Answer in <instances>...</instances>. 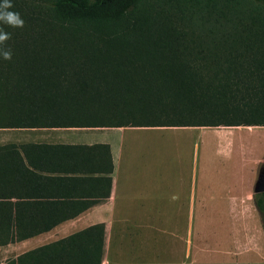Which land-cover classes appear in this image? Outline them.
<instances>
[{
  "label": "trees",
  "instance_id": "16d2710c",
  "mask_svg": "<svg viewBox=\"0 0 264 264\" xmlns=\"http://www.w3.org/2000/svg\"><path fill=\"white\" fill-rule=\"evenodd\" d=\"M11 3L24 27L0 24L13 51L0 59V129L264 127V0ZM22 148L0 146L1 184ZM253 204L264 232V193ZM18 211L0 202V246L54 227L13 224ZM102 233L6 264H101Z\"/></svg>",
  "mask_w": 264,
  "mask_h": 264
},
{
  "label": "crops",
  "instance_id": "0c3cea01",
  "mask_svg": "<svg viewBox=\"0 0 264 264\" xmlns=\"http://www.w3.org/2000/svg\"><path fill=\"white\" fill-rule=\"evenodd\" d=\"M218 128L221 127L200 129L218 131ZM149 129H3L8 136L0 140V146L13 144L23 148L18 157L7 159L6 182L4 179L0 183V193L7 198L0 202L7 203L12 219L15 209L19 210L13 224L54 227L0 246V264L94 226H103L101 264H153L157 253L163 261L167 260L164 264H186V260L192 264L191 209L196 202L207 208L214 197L206 192L204 184L197 190V175L192 172L183 195H179L180 200L188 203L189 212L183 221L145 217L148 210L159 207L154 206L156 203L150 207L139 202V172L124 168L123 161L125 156L135 158L139 150L136 136L139 131ZM177 129L187 128H172ZM221 140L218 152L227 157L234 141L225 134ZM41 145L55 146V153L47 154L45 147L37 148ZM103 146L108 147V152ZM240 149L241 145L237 155L244 157ZM134 150L130 156L129 152ZM257 180L258 174L250 172L248 179L244 176L240 180L237 175L234 183L222 184V190L229 194L230 215L239 203L249 200V196L243 197L249 188L255 194ZM158 191H153V198L159 197ZM231 217L237 223L238 217L237 220ZM182 224L184 227L173 232L165 227ZM100 237L95 235V243L100 244ZM181 257L182 260L175 261Z\"/></svg>",
  "mask_w": 264,
  "mask_h": 264
},
{
  "label": "rangeland",
  "instance_id": "374dc122",
  "mask_svg": "<svg viewBox=\"0 0 264 264\" xmlns=\"http://www.w3.org/2000/svg\"><path fill=\"white\" fill-rule=\"evenodd\" d=\"M223 133L234 141L227 157L218 152ZM7 136V130L0 129V140ZM136 137L139 150L129 152L130 156L135 153L134 159L125 156L123 167L139 172V202L150 207L156 203L154 206L159 207L148 210L145 217L183 221L189 212L188 203L180 200L179 195H183L192 172L197 175V190L204 184L206 192L214 197L207 208H201L196 202L191 209L192 264H264V232L253 204L252 187L243 194V197L249 196V200L239 203L231 214L238 217L237 223L230 215L229 194L222 190V184L234 183L237 175L240 180L244 176L248 179L250 172L259 174L264 168V127H221L218 131L151 128L139 131ZM239 145L244 157L237 155ZM157 190L159 197L153 198L152 193ZM165 227L173 232L184 226ZM178 259L183 257L175 261ZM166 261L159 253L153 257V264Z\"/></svg>",
  "mask_w": 264,
  "mask_h": 264
},
{
  "label": "clouds",
  "instance_id": "9594fccd",
  "mask_svg": "<svg viewBox=\"0 0 264 264\" xmlns=\"http://www.w3.org/2000/svg\"><path fill=\"white\" fill-rule=\"evenodd\" d=\"M13 7L11 0H3V3H0V24L7 25L13 29L23 28L24 20L20 14L10 11ZM10 39L11 33L5 32L3 28H0V59H12L13 51L7 44Z\"/></svg>",
  "mask_w": 264,
  "mask_h": 264
},
{
  "label": "water",
  "instance_id": "95a60500",
  "mask_svg": "<svg viewBox=\"0 0 264 264\" xmlns=\"http://www.w3.org/2000/svg\"><path fill=\"white\" fill-rule=\"evenodd\" d=\"M259 186L255 189V193H264V176L258 180Z\"/></svg>",
  "mask_w": 264,
  "mask_h": 264
},
{
  "label": "flooded vegetation",
  "instance_id": "af4514ba",
  "mask_svg": "<svg viewBox=\"0 0 264 264\" xmlns=\"http://www.w3.org/2000/svg\"><path fill=\"white\" fill-rule=\"evenodd\" d=\"M263 176H264V168H263V169L261 170V172L258 174V180H259L260 178H262ZM258 180H257V183H256L255 188H257V187L259 186ZM255 194H257V193H255Z\"/></svg>",
  "mask_w": 264,
  "mask_h": 264
}]
</instances>
